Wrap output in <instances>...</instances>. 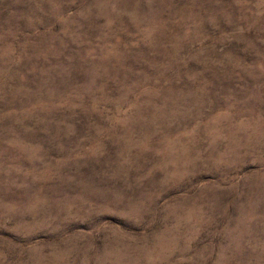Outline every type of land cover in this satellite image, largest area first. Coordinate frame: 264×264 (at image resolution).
I'll use <instances>...</instances> for the list:
<instances>
[{"label": "rangeland", "instance_id": "374dc122", "mask_svg": "<svg viewBox=\"0 0 264 264\" xmlns=\"http://www.w3.org/2000/svg\"><path fill=\"white\" fill-rule=\"evenodd\" d=\"M0 264H264V0H0Z\"/></svg>", "mask_w": 264, "mask_h": 264}]
</instances>
